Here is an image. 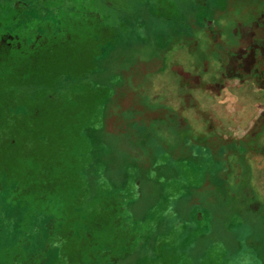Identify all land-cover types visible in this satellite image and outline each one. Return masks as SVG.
Listing matches in <instances>:
<instances>
[{"label":"rangeland","instance_id":"obj_1","mask_svg":"<svg viewBox=\"0 0 264 264\" xmlns=\"http://www.w3.org/2000/svg\"><path fill=\"white\" fill-rule=\"evenodd\" d=\"M259 6L1 0L0 264H264V90L235 103L261 78L219 76L244 127L218 142L170 91L191 19L232 30Z\"/></svg>","mask_w":264,"mask_h":264},{"label":"flooded vegetation","instance_id":"obj_2","mask_svg":"<svg viewBox=\"0 0 264 264\" xmlns=\"http://www.w3.org/2000/svg\"><path fill=\"white\" fill-rule=\"evenodd\" d=\"M205 3L208 5V2H201L202 5ZM258 5L261 4L258 3ZM7 9H9V7H6L5 10ZM259 9H261V12L255 18L249 22L236 23L235 28L232 30H229L223 25L215 27V25L212 24V21L210 20L208 21V27H206V29L198 26L196 27V19H191L193 23L188 24L187 28H189L190 31L199 29L196 32H201L202 36H174L182 43L183 48L179 50V53L182 52L185 55V60L188 61H185L184 64L179 61L181 64H179L180 66L178 63H174L175 65H172V72H177V76L181 80V82L179 81V85L183 82L184 87H181H183L186 91L191 92L194 86H198V84L201 83L203 84V82L205 84L211 82L213 85L217 86L218 89L219 86L222 88L227 84L225 81H218L217 79L219 76L224 78L234 76L243 83H249V85L246 83L245 85L254 86L255 84H258L256 81V77L258 76L261 79L258 84L259 88L257 87V93L261 98L260 93L262 90H264V12L262 11L264 6H259ZM4 15L5 13L2 12L0 14V18ZM184 27H186V25H184ZM205 31L212 33V35L218 31H222V42L216 43L213 47H208V36H203ZM224 34L227 35L225 36ZM169 40L170 38L166 40V47H169ZM180 44L178 46L179 48ZM212 49L214 52H216L215 59L211 64V67L213 66L215 73L213 76L208 74L207 66L209 61L208 52H211ZM168 51H166V53ZM199 57L202 58L201 63L199 62ZM206 58L207 62H205ZM198 70H200V76H197L200 78H196V74L199 73ZM178 71H183V75L179 74ZM217 92L220 93L222 90ZM215 136L216 137L212 139V141L214 140L218 142V140H220L218 136H223V134L216 132ZM246 137L247 136H244V138L241 140L242 143L240 142V144L239 142L236 144H234V142H227L230 144L223 143L218 147L229 151V149H231L230 146L235 145L237 147H242L241 149H243V147H246V144H243V142L245 143L246 141ZM248 139L254 141V138L248 137ZM220 181L222 182L221 178Z\"/></svg>","mask_w":264,"mask_h":264},{"label":"crops","instance_id":"obj_3","mask_svg":"<svg viewBox=\"0 0 264 264\" xmlns=\"http://www.w3.org/2000/svg\"><path fill=\"white\" fill-rule=\"evenodd\" d=\"M224 14V12H220L217 15H215L214 18H217L216 20L220 19V16ZM218 16V17H216ZM223 40V35H222V31H218L216 32L214 35H212V33L208 32V47L209 46H214L216 43L222 42ZM180 58L181 59H185V55L181 52L179 53ZM215 54L216 52L213 51V49L211 50V52H208V74H210L211 76H213L214 70H213V66L211 67V64L213 63V60L215 59ZM169 51L166 53L165 57H169ZM174 58V57H173ZM173 58L171 60H173ZM199 62L201 63L202 58L199 57ZM182 69V68H181ZM198 74L200 76V70H198ZM179 74L183 75V71H179ZM195 74V73H194ZM199 76H197L196 78H200ZM209 76V75H208ZM175 77V76H174ZM209 79V77H208ZM236 87L237 89H243L245 83L241 82V81H236ZM174 83L173 81H171V84ZM200 83V82H199ZM242 83V85H241ZM244 84V85H243ZM247 85H249V83H246ZM226 84L224 87H220L217 89V86L213 85L211 82H208V84H205L203 82V84H198V86H194L191 92L186 91L183 87V82L180 84V86H173L175 87L174 89H170L171 92H173V95H175V93H177V99L178 101L180 100L183 104H186L187 108L194 110V118L195 120H198L199 122V130L203 133H205L204 131H208V138L210 139V137L212 136V133L216 132H220L223 135H229L232 134L233 131H235L236 129H239L240 127H244L243 125V120L242 122L239 121V118L237 119H233L231 114L230 116L224 113H220L218 112L219 110L223 109L222 107H219L217 105H221L222 101H224V99H220V94L217 91L222 90V92L224 90H230L233 91L234 90V85L232 83H229V85ZM183 86V87H181ZM180 89V90H179ZM208 94V97H207ZM260 97L258 95H253L252 97V103L250 102L251 99H246L245 97H238L236 98L235 103L240 104L242 106V108L240 109L242 111V113H245V111L247 110L248 106L250 105H254V103H256L257 99H259ZM229 99V98H227ZM230 100V99H229ZM239 101H242V103H240ZM153 103V102H151ZM158 105V104H157ZM203 105H208V112L205 111V109H202ZM184 108H186L184 106ZM216 111V112H213ZM237 110V109H236ZM185 111V109H184ZM241 115L237 113V117ZM215 116H217V119L215 118ZM223 117V119L225 120L224 122L221 121L219 118ZM233 120H232V119ZM235 121V122H234ZM254 121V119H253ZM215 122V123H214ZM226 127V128H225ZM239 127V128H237ZM212 130V131H211ZM222 131V132H221ZM212 139V138H211ZM218 188V187H217ZM221 193V192H220ZM219 196V194L217 195ZM211 209V207H210Z\"/></svg>","mask_w":264,"mask_h":264},{"label":"trees","instance_id":"obj_4","mask_svg":"<svg viewBox=\"0 0 264 264\" xmlns=\"http://www.w3.org/2000/svg\"><path fill=\"white\" fill-rule=\"evenodd\" d=\"M1 1V0H0ZM2 1H7V0H2Z\"/></svg>","mask_w":264,"mask_h":264}]
</instances>
